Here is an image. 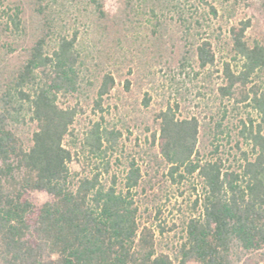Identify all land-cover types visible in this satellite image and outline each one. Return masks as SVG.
I'll return each mask as SVG.
<instances>
[{
	"label": "trees",
	"instance_id": "trees-1",
	"mask_svg": "<svg viewBox=\"0 0 264 264\" xmlns=\"http://www.w3.org/2000/svg\"><path fill=\"white\" fill-rule=\"evenodd\" d=\"M124 3L115 16L106 0H0V264H264V0ZM131 15L156 39L175 21L180 68L222 79L208 120L170 101L146 119L155 170L146 181L135 159L122 179L105 177L123 132L104 124V102L121 77ZM82 98L99 120L81 135ZM80 158L89 171L72 170ZM160 169V189L189 185L194 196L166 247L170 230L144 223L136 199L155 190ZM32 192L50 200L38 204ZM149 209V219L161 214Z\"/></svg>",
	"mask_w": 264,
	"mask_h": 264
},
{
	"label": "rangeland",
	"instance_id": "rangeland-1",
	"mask_svg": "<svg viewBox=\"0 0 264 264\" xmlns=\"http://www.w3.org/2000/svg\"><path fill=\"white\" fill-rule=\"evenodd\" d=\"M124 5V0H106L107 10L115 16L123 14ZM131 18H133V15H131ZM131 23L129 25H133V27L130 26L131 29L127 33L122 46V53L125 55L123 62L126 65H119L121 69L116 72V75L119 74L121 77H118L115 89L104 102L106 108L104 124L106 123L109 127H115L123 132L117 151L109 154L107 158L111 166L110 174H105V177L111 179L115 174L122 179L128 164L135 159L142 167L143 180L146 181L148 179L147 172L155 174V170L148 168L149 164H146L144 154V151H147L151 145L150 133L146 131V126L152 125V122L150 119L149 124H145L146 119L148 117L152 118V114L160 108L161 104L170 101L179 103V114L181 116L195 115L200 117L201 120H208L210 112L216 113L219 107V101L216 100V95L210 91V88L215 86L216 89L218 84H221L222 79L220 73H215L211 82L210 80L205 82L202 80V75L196 76L198 72L196 66L193 71L189 68L186 71L180 68V33L175 21L172 25H169L167 31L164 32V36L159 33L157 39L152 36V26L141 21L140 16L137 19L133 18ZM223 31L226 30L223 29ZM219 32L216 30L215 34L217 35ZM220 43L221 45H215V50L217 58L223 60L227 55L228 47L224 44V41ZM20 60H22V57L17 53L13 57V65H17ZM187 72H189V75H187ZM127 80L131 82L129 91L125 89ZM147 93L151 96V101L149 106L145 107L144 98ZM62 102L75 104L76 101L62 99ZM82 106L74 126L81 135L91 126L92 121L99 120V113L97 112V115H95L92 106L86 103L83 98ZM228 109L230 111L231 107H228ZM229 116L234 119L233 124H237L236 114L230 112ZM227 148L229 149L230 146L227 145ZM80 160L76 159L72 163V170L89 171L90 167L81 158ZM163 172L164 169L157 172L158 174L153 182H156L154 185L155 190L140 193L136 199L144 223L150 224L153 221L155 224H161L167 230H170L162 237V245L166 247L167 243L171 245L178 239L183 215L188 214L194 196L189 185L169 187L165 183L161 191L160 186L163 185L162 180L164 181L162 178ZM151 192L159 194V198L155 200L154 204L150 201L152 197L149 198ZM30 198L38 204L50 200V196L44 192H32ZM147 203L149 210H153L154 206H157L161 209V214L158 215L157 211L154 210L152 217L149 219L150 211L145 210ZM156 216L158 220H156Z\"/></svg>",
	"mask_w": 264,
	"mask_h": 264
}]
</instances>
